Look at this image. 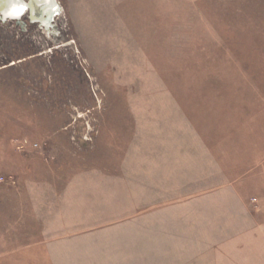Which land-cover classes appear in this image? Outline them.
Returning <instances> with one entry per match:
<instances>
[{
    "label": "rangeland",
    "instance_id": "374dc122",
    "mask_svg": "<svg viewBox=\"0 0 264 264\" xmlns=\"http://www.w3.org/2000/svg\"><path fill=\"white\" fill-rule=\"evenodd\" d=\"M58 1L0 17V264H264V0Z\"/></svg>",
    "mask_w": 264,
    "mask_h": 264
},
{
    "label": "bare ground",
    "instance_id": "6f19581e",
    "mask_svg": "<svg viewBox=\"0 0 264 264\" xmlns=\"http://www.w3.org/2000/svg\"><path fill=\"white\" fill-rule=\"evenodd\" d=\"M25 2L28 4V16H30L33 21H36L37 24L43 25V28H45L47 32L50 28V24L55 18H63L64 11L58 0H27ZM11 6V0H0V8L3 11L8 13L11 10ZM2 14L1 12V18H3ZM5 17L8 20L14 19L11 18V16L7 17V14Z\"/></svg>",
    "mask_w": 264,
    "mask_h": 264
},
{
    "label": "snow or ice",
    "instance_id": "6c2138e0",
    "mask_svg": "<svg viewBox=\"0 0 264 264\" xmlns=\"http://www.w3.org/2000/svg\"><path fill=\"white\" fill-rule=\"evenodd\" d=\"M11 5V10L7 13V15L11 17H19L28 8V4L25 3V0H11Z\"/></svg>",
    "mask_w": 264,
    "mask_h": 264
},
{
    "label": "water",
    "instance_id": "95a60500",
    "mask_svg": "<svg viewBox=\"0 0 264 264\" xmlns=\"http://www.w3.org/2000/svg\"><path fill=\"white\" fill-rule=\"evenodd\" d=\"M1 12L6 16L7 12L3 11V10L0 8V13H1ZM3 14H2L3 18H4V19H7ZM7 17H8V15H7ZM11 18L16 19V18H18V17H11Z\"/></svg>",
    "mask_w": 264,
    "mask_h": 264
},
{
    "label": "crops",
    "instance_id": "0c3cea01",
    "mask_svg": "<svg viewBox=\"0 0 264 264\" xmlns=\"http://www.w3.org/2000/svg\"><path fill=\"white\" fill-rule=\"evenodd\" d=\"M37 254V256H38V253H36Z\"/></svg>",
    "mask_w": 264,
    "mask_h": 264
}]
</instances>
